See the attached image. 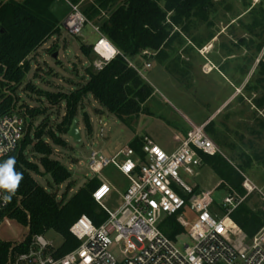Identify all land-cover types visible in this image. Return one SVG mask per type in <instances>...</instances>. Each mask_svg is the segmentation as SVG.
I'll return each instance as SVG.
<instances>
[{
	"label": "rangeland",
	"instance_id": "rangeland-1",
	"mask_svg": "<svg viewBox=\"0 0 264 264\" xmlns=\"http://www.w3.org/2000/svg\"><path fill=\"white\" fill-rule=\"evenodd\" d=\"M85 1L81 0L77 6H73L65 0H59L53 6L52 10L59 21V32L28 58L31 70L15 93L21 114H25L22 111L25 107L43 111V115L37 117L24 115L28 129L31 126L37 129L45 121L48 123L47 130L52 128L56 137H62L67 143V146H57L50 137L45 136L46 142L54 149L52 159L60 161L71 172L72 178L58 186L39 165L42 174L33 173L38 184L48 193L56 194L60 201L65 195L66 200L71 199L90 180H105L115 189L108 205L111 208L118 207L129 181L113 167L102 174L92 173L88 168V160L93 151L113 156L126 149L137 135L166 137L178 132L183 136L191 130L193 124L201 125L207 117H212L213 122L208 124L207 133L221 150L220 155L231 165L241 169L245 179L243 189L245 183L255 187V191L243 204L255 214L264 212V162L256 159L257 154L264 159V129L261 126L264 122V107H258L255 103L256 99L264 95V90H256L254 85L245 90L251 79L252 82L255 81L253 74L259 62L264 60V49L257 54L253 47L240 48L238 45L242 39L251 41L256 37L255 34L260 33V30L249 33L246 28L251 19L248 16L242 18L248 10L246 4L254 7L260 2L219 0L209 15V22L198 19L193 21L191 36L187 40L193 46L187 48L186 55V51H179L181 58L144 59V62L152 65V69L146 67L149 70H144L143 74L155 95L148 100L147 105L144 104L148 113L135 117L130 124H125L110 114L92 95L86 97L76 117L79 119L78 128L82 138L77 143L68 134L61 135L56 130V125L62 122L66 114V103L52 106L47 94L76 90L78 83L85 81L82 80L86 75L85 70L92 65L82 53L81 47L83 44L94 46L100 39L99 33L91 23L84 24L78 35L65 26V21L76 14L74 7L81 13ZM109 15L110 13H103L105 17ZM192 37L197 39L193 40ZM262 39L260 41L264 42V36ZM200 45H212L210 53L205 47L196 51L195 48ZM195 52L200 56L194 55ZM222 55H228L225 63L221 62L216 67L211 64L210 60L217 63ZM187 56L192 58L188 60ZM91 58L95 63L100 60L95 51ZM164 64L169 66L171 75L163 68ZM94 66L97 69L96 64ZM244 68L245 73L246 70L249 72L248 75L244 73ZM27 85H34L38 92L27 90ZM98 110L103 113L98 114ZM85 115L91 121L92 134L86 128ZM27 157L36 165L39 164V156L33 153L32 147L29 148ZM248 159L252 161L250 166L242 169ZM194 171L195 175H189L181 170V180L193 187L196 194L215 190L214 210L220 214L226 213L223 205L227 196L234 192L241 197L247 194L246 189L245 193L239 192L207 165L195 168ZM70 183L73 185L68 187ZM177 219L178 216H174L173 221L166 220V225L173 227ZM184 219L193 222L195 218L192 213L185 211ZM28 234L29 228L16 221H12L11 227L6 224L0 226V240L13 246L22 243ZM45 238L55 248H60L64 242L63 237L54 231L46 233ZM230 239L238 244L237 237L231 236ZM176 243L181 248L193 244L187 234L179 236Z\"/></svg>",
	"mask_w": 264,
	"mask_h": 264
},
{
	"label": "trees",
	"instance_id": "trees-1",
	"mask_svg": "<svg viewBox=\"0 0 264 264\" xmlns=\"http://www.w3.org/2000/svg\"><path fill=\"white\" fill-rule=\"evenodd\" d=\"M57 1L59 0H0V119L19 111L15 93L31 70L28 58L59 32V21L52 10ZM65 1L73 6L81 2ZM217 1L219 0H86L81 14L87 19V23L98 27L101 34L122 55L98 70L91 58L94 46L82 45V53L92 64L85 70L89 80L78 83L77 89L70 93L47 94L52 106L66 103V114L62 122L56 125L58 133H69L74 119L78 117L80 105L89 95L125 124H130L135 117L145 113L143 105L151 99L154 90L130 63L140 57L168 58L167 49L173 44L189 43L187 40L191 36V26L195 19L209 22V15L215 9ZM245 6L248 10L242 18L248 16L251 19L246 30L249 33L260 30V33L255 34L256 37L251 41L242 39L238 45L240 48L253 47L259 54L264 49V42L260 41L264 36V1H260L258 6ZM103 13L110 15L105 17ZM256 40L260 42L256 43ZM204 46L206 45H200L199 48ZM147 53L152 54L151 57ZM248 73L246 70L245 74ZM253 77L255 81L252 82L251 79L245 90L251 89L253 85L256 90H264V60L259 62ZM26 89L38 92L34 85H27ZM255 103L263 108L264 95L256 99ZM22 111L31 117L43 115V111L37 108L25 107ZM97 113L101 114L103 111L98 110ZM85 124L89 134H92L91 121L87 115ZM47 126L48 123L44 121L37 129L26 127L19 149L9 156L15 158V170L22 173V180L14 194L4 189L11 197L4 216L29 228L25 241L16 247L18 251H26L34 236L54 231L64 239L58 250V256H63L79 245L70 232L71 226L79 217L87 215L99 226L107 219V214L93 199V192L100 185L97 179L88 181L71 199L66 200L65 195L60 201L56 194L48 193L35 180L33 173L42 174L39 165L58 186L72 178L71 172L60 161L52 159L54 149L46 142L45 136L50 137L57 146H67V143L62 137L57 138L52 128L47 130ZM261 126L264 129V122ZM143 144L144 139L136 138L129 147L143 156ZM31 147L33 153L39 156L38 165L27 157ZM256 159L264 162L263 157L258 154ZM251 162L248 159L242 169L248 168ZM203 165L211 167L223 180H227L239 192L245 193V179L241 169L231 165L222 155L203 156ZM72 185L70 183L68 187ZM231 219L249 238H253L264 226V212L255 214L243 203L232 213ZM167 220L173 221L174 216ZM163 231L172 240H176L184 232V228L174 222L173 227L165 224ZM12 246L11 243L0 240V264L6 263Z\"/></svg>",
	"mask_w": 264,
	"mask_h": 264
},
{
	"label": "built area",
	"instance_id": "built-area-1",
	"mask_svg": "<svg viewBox=\"0 0 264 264\" xmlns=\"http://www.w3.org/2000/svg\"><path fill=\"white\" fill-rule=\"evenodd\" d=\"M259 3L261 0H253ZM75 15L65 21L66 28L78 35L88 21L74 7ZM77 16L78 22L71 26ZM100 35L94 51L100 56L98 70L122 55ZM110 48V57L103 55L99 48ZM131 67L140 74L133 63ZM147 68L151 65L147 64ZM27 122L19 111L0 119V163L14 154L25 137ZM179 143L173 152H167L152 139L145 137L143 156L129 146L108 156L93 151L88 168L94 174H102L108 168H115L128 181L129 186L121 196L118 207H110L108 200L115 192L114 187L101 181L93 192V199L107 214V219L97 226L87 215L71 226L70 232L79 245L71 252L58 256L59 248L46 240L45 235H36L26 251L16 249L22 243L12 246L5 264H264V226L249 238L231 219L232 213L247 199L255 187L245 183V197L234 192L224 200L226 213L214 210L215 190L199 194L180 178V171L195 175V168L203 167V156L215 157L221 150L209 137L207 124L192 125L184 139L176 137ZM8 196L0 189V226H12V219L4 216L9 205ZM194 215V221L184 219V212ZM178 216L177 223L184 228L192 245L181 248L163 231L166 220ZM237 237L235 244L230 237Z\"/></svg>",
	"mask_w": 264,
	"mask_h": 264
},
{
	"label": "crops",
	"instance_id": "crops-1",
	"mask_svg": "<svg viewBox=\"0 0 264 264\" xmlns=\"http://www.w3.org/2000/svg\"><path fill=\"white\" fill-rule=\"evenodd\" d=\"M4 1H6V0H4ZM189 46H193V44H191V43H187V44H185V45H179V44H177V43H175V44H173L172 45V47L171 48H169V49H167V55H168V58L167 59H172V57H178V58H181L180 57V55L179 54H181V53H179V51H186L185 52V54L184 55H186L187 54V48H189ZM205 48H206V50L208 51L209 50V53H210V49H211V47H212V45H209V46H204ZM209 48V49H208ZM198 49H201V48H195V50L196 51H198ZM148 54V57H151V55L152 54H150V53H147ZM199 55L198 54V52H195L194 53V55ZM184 55H182L183 56V58H186ZM193 55V56H194ZM200 56V55H199ZM233 57V56H232ZM190 58H192V57H189V56H187V59L189 60ZM224 58V59H223ZM228 58H227V55H225V56H221V58L218 60L219 62H213V61H211L210 59V62H211V64L212 65H214L215 67L217 66V65H220L221 64V62H224L225 63V61L227 60ZM143 60V61H142ZM146 60V59H145ZM133 64H135L137 67H140V71H141V75H142V77L146 80V81H148V79H146V77L144 76V74H143V71L144 70H149V69H152V65H151V67L149 68V69H147L146 68V65L147 64H149V63H147V62H144V59L143 58H137L135 61H133ZM164 69H165V71L167 72V73H169L170 75H171V71H170V69H169V66H167V64H164V67H163ZM85 79H82V80H85L84 82H87L88 80H89V78L85 75ZM242 81V80H241ZM149 82V81H148ZM73 91V90H72ZM154 95H155V92H154V94H153V96L151 97V98H153L154 97ZM150 101V100H149ZM149 101H147V103L149 102ZM147 103L145 104V105H147ZM145 105H143V109L144 110H146V108H145ZM100 111H102V110H100ZM146 113H148L147 111H145V113H142V114H140L139 116L140 117H142L143 116V114H146ZM140 117H139V119H140ZM211 122H213L212 121V117H207L205 120H204V122L203 123H201V125L202 124H207V126H208V124H210ZM194 125H196V124H194ZM190 130H188V132H189ZM188 132L185 134V135H183V136H181L178 132L177 133H172L170 136H166V137H162L161 135H156V136H151L150 134H144V136H136L133 140H135L136 138H141V139H144L145 137H148V138H150V139H152L155 143H157L158 145H160L163 149H165L167 152H173V151H175L176 149H177V147H178V145H179V143L176 141V137H179V138H181V139H184L186 136H187V134H188ZM132 140V141H133ZM102 181H105V180H102ZM101 182V181H100ZM129 186V185H128ZM233 221V220H232ZM234 222V221H233ZM234 224L235 225H237L235 222H234Z\"/></svg>",
	"mask_w": 264,
	"mask_h": 264
},
{
	"label": "clouds",
	"instance_id": "clouds-1",
	"mask_svg": "<svg viewBox=\"0 0 264 264\" xmlns=\"http://www.w3.org/2000/svg\"><path fill=\"white\" fill-rule=\"evenodd\" d=\"M114 45L111 47L114 50ZM16 160L14 157H9L7 160L0 163V189H6L11 193H15L22 180V173L15 170ZM11 197L6 196L5 200Z\"/></svg>",
	"mask_w": 264,
	"mask_h": 264
},
{
	"label": "water",
	"instance_id": "water-1",
	"mask_svg": "<svg viewBox=\"0 0 264 264\" xmlns=\"http://www.w3.org/2000/svg\"><path fill=\"white\" fill-rule=\"evenodd\" d=\"M57 56H58V54L55 55V57H57ZM85 78L86 77L84 76L83 79H85ZM78 123H79V119L75 118L73 121L72 128L68 133V135L77 143L81 142V140H82L80 130L78 128Z\"/></svg>",
	"mask_w": 264,
	"mask_h": 264
},
{
	"label": "bare ground",
	"instance_id": "bare-ground-1",
	"mask_svg": "<svg viewBox=\"0 0 264 264\" xmlns=\"http://www.w3.org/2000/svg\"><path fill=\"white\" fill-rule=\"evenodd\" d=\"M78 19H79V18H78L77 16H75V17L71 20L70 25H71V26H74V25L78 22ZM99 50H100V52H101L103 55H105L106 57H110V56L112 55V53H113V51H112L110 48L106 49V48H104V46L101 47V48H99Z\"/></svg>",
	"mask_w": 264,
	"mask_h": 264
}]
</instances>
